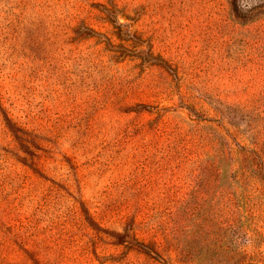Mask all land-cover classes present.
<instances>
[{
	"label": "rangeland",
	"instance_id": "rangeland-1",
	"mask_svg": "<svg viewBox=\"0 0 264 264\" xmlns=\"http://www.w3.org/2000/svg\"><path fill=\"white\" fill-rule=\"evenodd\" d=\"M0 264H264V0H0Z\"/></svg>",
	"mask_w": 264,
	"mask_h": 264
}]
</instances>
